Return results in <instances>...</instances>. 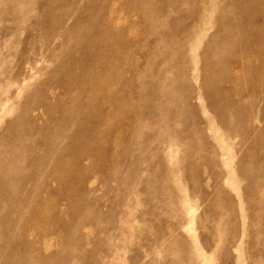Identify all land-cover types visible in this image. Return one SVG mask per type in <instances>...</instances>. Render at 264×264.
I'll return each instance as SVG.
<instances>
[{
    "label": "rangeland",
    "instance_id": "1",
    "mask_svg": "<svg viewBox=\"0 0 264 264\" xmlns=\"http://www.w3.org/2000/svg\"><path fill=\"white\" fill-rule=\"evenodd\" d=\"M0 264H264V0H0Z\"/></svg>",
    "mask_w": 264,
    "mask_h": 264
},
{
    "label": "bare ground",
    "instance_id": "2",
    "mask_svg": "<svg viewBox=\"0 0 264 264\" xmlns=\"http://www.w3.org/2000/svg\"><path fill=\"white\" fill-rule=\"evenodd\" d=\"M109 17H110V16H109ZM109 20H110V19H108V21H109ZM108 21H107V22H108ZM107 22H106V23H107ZM111 22H112V23H111ZM109 23L113 24L114 21L112 20V21L108 22V24H109ZM108 24H107V25H108ZM113 25H114V24H113ZM108 26H109V25H108ZM115 26H116V24L114 25V27H115ZM94 28H95V27H94ZM117 31H118V30H117ZM121 31H122V30H121ZM110 32H111V31H110ZM97 33H98V32H97ZM110 34H111V33H110ZM101 37H102V36H101ZM105 39H106V38H105ZM100 41H101V39H100ZM118 77H119V76H118ZM108 79H109V78H108ZM113 80H114V79H113ZM115 81H116V79H115ZM107 84H109V82H108ZM107 84H105L106 88H112V87H110L111 85H108V87H107ZM110 84H111V82H110ZM104 88H105V87H104ZM108 90L110 91V89H108ZM112 90H113V89H112ZM104 91L107 92L106 90H104L103 88H101V89H99L98 91H96V93H97L96 95L99 96L100 93H102V92H104ZM107 93H109V92H107ZM111 93H112V92H110V94H111ZM117 94H118V93H117ZM93 98H95V96H94ZM103 103H104V102H103ZM103 106H104V105H103ZM100 107H101V106H100ZM120 109H121V108H120ZM92 110H93V109H92ZM114 116H115V115H114ZM108 122H109V121H108ZM81 140H82V139H81ZM99 140H100V139H99ZM99 140H98V141H99ZM78 141H79V140H78ZM82 143H83V142H82ZM85 144H86V143H85ZM84 147H85V146H83V148H84ZM83 148H82V150H83ZM85 149H86V148H85ZM85 149H84V150H85ZM68 153H69V152H68ZM86 153H87V150H86ZM73 156H74V155H73ZM77 157H78V156H77ZM72 159H73V158H72ZM79 159H80V158H79ZM80 160H81V159H80ZM71 161H72V160H71ZM66 166H67V165H66ZM69 168H70V167H69ZM76 175H77V173H76ZM37 211H38V210H37ZM36 230H37V229H36Z\"/></svg>",
    "mask_w": 264,
    "mask_h": 264
}]
</instances>
